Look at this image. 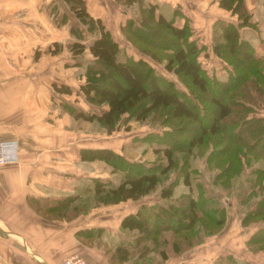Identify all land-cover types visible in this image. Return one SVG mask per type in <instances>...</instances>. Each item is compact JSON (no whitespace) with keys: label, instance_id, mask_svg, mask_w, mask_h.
I'll return each instance as SVG.
<instances>
[{"label":"trees","instance_id":"trees-1","mask_svg":"<svg viewBox=\"0 0 264 264\" xmlns=\"http://www.w3.org/2000/svg\"><path fill=\"white\" fill-rule=\"evenodd\" d=\"M63 1L95 35L87 46L92 56L90 73L98 70L108 76L107 83L90 79L79 86L84 100L101 109L85 112L70 106L66 109L68 114L75 119L100 122L109 131L122 114L130 113L134 119L140 120L158 107L167 108L172 119L186 118L198 123V134L189 136L184 145L174 134L175 130L181 131L185 127L179 125L166 132L169 139L164 143L162 140L163 145L160 144L165 158L163 166L140 163L132 168V163H128L126 173L122 170L123 174L117 182L104 183L99 178H90L84 193L94 196L95 206L107 205L146 196L159 185V174H166L176 167L173 179L158 190L155 203H141L135 212L120 219L122 239L129 240L126 244L105 250L110 264H159L169 255L182 254L198 242H195V237L201 239V235L193 233L194 226L201 220L202 229L217 226L214 230L216 234L224 230L226 216L220 201L209 194L199 180L191 182V176L196 177L192 175L194 171L190 169L189 156L195 153L202 158L207 146L210 150L204 163L210 173L211 185L229 186L233 180L239 186L243 185L239 179L247 171L244 183L259 191L258 199L240 217V224L255 226L244 241L247 250L251 251L253 246L258 245L264 251V55L256 56L252 44L242 36L241 27L251 25L243 0H218L220 7L237 15L235 23L221 24L220 37L212 46L214 55L228 64L225 68L228 70L227 78L222 81L205 73L197 60L195 45L185 43L189 25L185 23L180 28L175 27L159 13V23L156 24L166 28L180 42L166 60L164 68L186 77L194 97L177 90L171 80L157 75L148 63L140 59H120L118 44L102 20L89 14L85 0ZM114 2L121 5L123 0ZM152 9L153 6L150 7L151 14ZM52 45L56 46L50 50L52 54L61 50L60 43L53 42ZM66 48L75 57L86 46L73 41ZM229 55L231 58L227 59ZM52 87L58 93H71L66 84L52 83ZM208 112L214 114L206 124L202 119ZM207 135L214 137L213 142L206 139ZM83 150L90 151L82 149V157ZM95 150L91 151L93 155L95 152H107L104 148ZM177 152L182 155L176 157ZM116 163L121 165V161ZM179 185L183 186L180 191L176 189ZM76 199H79L78 194L56 199L51 206L42 209L43 213L70 219L72 217L61 209ZM70 211L76 213L75 205ZM101 232V228H92L80 230L76 235L80 239H97ZM149 254L150 261H147ZM213 264L251 263L227 253L219 256Z\"/></svg>","mask_w":264,"mask_h":264},{"label":"rangeland","instance_id":"rangeland-1","mask_svg":"<svg viewBox=\"0 0 264 264\" xmlns=\"http://www.w3.org/2000/svg\"><path fill=\"white\" fill-rule=\"evenodd\" d=\"M178 1L184 2V0ZM212 1L214 0H201L198 5H195L193 2H187L183 3L185 6H181V4L168 0H165L163 3L160 0H123L121 5L116 2L113 5L106 0L107 5L103 9L105 19L102 22L118 44L120 59H140L148 63L157 75L171 80L177 90L182 91L190 97H194L190 92L186 77L178 76L164 68L166 60L174 53L180 42L169 34L166 28L156 23H159V13L163 14L166 20L169 19L175 27L180 28L187 23L189 28L186 27L187 36L184 41L186 44L191 42L195 45L200 67L204 69L209 77H215L221 81L225 80L228 75V70L225 68L228 64L214 55L212 46L220 37L221 24L228 23L230 20L227 17L225 18L227 20L218 18L217 15L219 14L215 12L214 2ZM90 6L92 9L95 7L99 8L98 4H90ZM152 6L153 13L151 14L150 7ZM200 9H202V13ZM40 10L46 18V22H40V26L36 27L43 28V43L34 49L32 48V52L21 53V56L18 57L25 58L26 61L29 60L31 64L34 63L35 66L33 68L29 67L30 69H27L26 74L42 79L43 85L41 84V88L44 91H50V103L53 109H57V112L56 115H44L41 118L47 124H52L47 131L8 133L20 136V140H23L22 144L27 146L25 149L26 155L40 156L49 151L50 148H46L45 139L52 141V145L54 146L60 144L66 145L72 140L73 135L71 134L74 131L83 137L82 140L85 141L82 142L83 146H85L83 148L90 149L89 152L83 150L84 160H91L97 165L100 164V173L102 175L104 172L106 173L105 176H100L101 178H92L96 180L99 178L104 183L109 181L117 182L121 178L123 171L126 173L125 169L128 163H132V166L130 165L132 168H135V165L140 163L146 166L158 163L163 166L165 158L161 152L160 144L163 145L164 141L169 139L168 136L166 137V132L170 129L174 130L179 125L185 127L181 131L175 130L174 134L182 145H184L189 136H196L198 134L197 122H191L186 118L172 119L168 116L167 108L162 107L150 111L140 120L134 119L130 113L122 114L112 125L110 131L95 120L87 121L73 118L66 112V109L70 106L85 112L101 109L84 100L79 86L90 81V79H99L102 81L101 83H107L108 76H106L105 72L103 73L98 70L92 71V74L90 73L89 67L92 63V56L88 52L87 46L95 35L89 32L86 26L74 16L64 1L58 0V3H56L53 0L52 4L48 1L44 2L40 5ZM230 12L231 14H235L232 11ZM52 29L57 32L59 37L57 43L62 45L61 50L56 54L50 52L51 49L56 47L52 45L53 42H46L50 38V31ZM73 41H79L86 46L85 50L81 54L75 55V57L66 48V45ZM229 58H231L230 55L227 56V59ZM52 83L56 85H68L71 88V93L63 94L56 92L52 87ZM213 114V112H208L202 120L207 124ZM54 120H57V125L55 124L56 122L54 123ZM213 138L211 135L206 136V139L210 140V142H213ZM31 139L33 141L37 140L38 144L30 147L29 142ZM98 145L101 147L100 150L104 148L107 152H95V155H93L91 153L92 150L96 149L95 151H100L98 148L93 147ZM209 150L210 146H207L202 158L196 156L197 154L195 155V153L189 156L190 169H193L195 173L193 172L192 175L195 174L196 177L191 176V182L194 183L196 179L199 180L203 183L207 192L214 195L220 201L223 207L222 210L226 216V226L221 233L216 234L214 230L217 226L202 229L200 227L202 220L198 221L193 228V233L197 236L201 235V239L198 237L194 238L195 242L198 241V248L192 252L193 254L200 253L204 256L203 264H205V259L208 261L211 257L224 251L232 252L240 258L248 260L251 264H264V251L261 250L262 248L256 245L252 247L251 251H248L242 244L241 236L248 230L244 231L238 224V220H240L244 211L258 199L259 191L244 183L245 177L248 174L247 171L239 179V181L243 182V185L240 184L241 187L234 180L233 184L229 186L216 187L211 185L210 173L204 163L205 156ZM175 155L176 157H180L182 153L177 152ZM88 156L90 158H87ZM116 161H121V165L118 166ZM104 163L106 168L102 171ZM259 164L261 163L259 162ZM99 168L98 166L94 167L92 172L97 171ZM138 171H140L139 168ZM175 171L176 167H172L166 174H159V185L141 200L149 205L150 197L156 198L160 187L173 179ZM182 188L183 186L179 185L176 189L180 191ZM80 196L78 200L70 202L71 204L68 203L61 210H65L68 216L74 217L95 207L94 196L92 194H85L81 198ZM74 205L76 213H71L70 210ZM59 218L66 219L63 216ZM250 227L252 229L255 226L251 225ZM213 235L220 237L204 240L205 237L208 238ZM227 235H234L240 241L231 239L232 237L228 238Z\"/></svg>","mask_w":264,"mask_h":264},{"label":"crops","instance_id":"crops-1","mask_svg":"<svg viewBox=\"0 0 264 264\" xmlns=\"http://www.w3.org/2000/svg\"><path fill=\"white\" fill-rule=\"evenodd\" d=\"M47 1L53 3V0H0V139L11 138L18 143V160L0 164V264H57L72 253H80L91 264H110L105 250L113 249L118 244H126L129 240L122 239L120 219L125 214L135 212L144 203L141 200L143 197L101 204L70 219L44 214L42 209L51 206L56 199L74 194L81 195V198L88 194L84 192L90 177L101 178L106 173H100V164L84 160L81 156L80 151L85 147L82 142L85 141L77 132H72L73 138L66 145L54 146L52 141L45 139L46 148L50 150L40 156L26 155L27 146L22 144L20 136L8 134L47 131L52 124H47L41 118L44 115H56L57 112L50 103V91L41 88L42 79L26 74L29 67L35 66L34 63L19 58L21 53L32 52L43 43V28L36 26H40V22H46L40 5ZM160 1L163 3L165 0ZM168 1L185 6L183 3L187 2L198 5L201 0ZM54 2L58 3V0ZM85 2L87 11L93 17L105 19L103 9L107 5L106 0ZM108 2L115 5L113 0ZM212 2L219 19L227 20V17L230 22L237 21V15L220 7L218 0ZM243 2L250 14L251 25L241 27L242 36L252 44L255 55L262 56L264 0ZM90 4H98L99 8L92 9ZM200 12L202 13V9ZM58 38L57 32L52 29L46 42H57ZM54 123L57 125V120ZM29 143L31 147L37 145L38 141L31 139ZM93 147L101 148L99 145ZM96 166L99 169L92 172ZM105 168L104 163L102 171ZM156 201L157 197H150L149 205ZM238 224L244 231L248 230L241 236V242L245 246L244 241L252 229L249 225L242 226L240 220ZM92 228L102 229L97 239H80L76 235L80 230ZM215 237L220 236L213 235L204 240ZM227 237L240 241L234 235ZM197 246L195 243L182 254L169 255L159 264H203L204 256L192 252ZM227 253L232 252L218 253L208 261L205 259V264H213L219 256ZM146 260L150 261V254Z\"/></svg>","mask_w":264,"mask_h":264},{"label":"built area","instance_id":"built-area-1","mask_svg":"<svg viewBox=\"0 0 264 264\" xmlns=\"http://www.w3.org/2000/svg\"><path fill=\"white\" fill-rule=\"evenodd\" d=\"M0 158L16 162L18 160V143L13 139L0 140ZM8 162V163H11ZM5 164V163H3ZM57 264H91L78 253L66 255Z\"/></svg>","mask_w":264,"mask_h":264},{"label":"clouds","instance_id":"clouds-1","mask_svg":"<svg viewBox=\"0 0 264 264\" xmlns=\"http://www.w3.org/2000/svg\"><path fill=\"white\" fill-rule=\"evenodd\" d=\"M11 162L10 160H5L4 158H0V164Z\"/></svg>","mask_w":264,"mask_h":264}]
</instances>
